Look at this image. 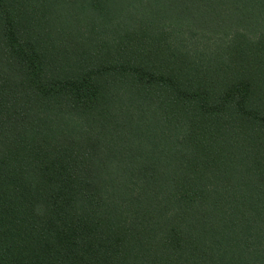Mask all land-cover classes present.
<instances>
[{
    "label": "trees",
    "instance_id": "16d2710c",
    "mask_svg": "<svg viewBox=\"0 0 264 264\" xmlns=\"http://www.w3.org/2000/svg\"><path fill=\"white\" fill-rule=\"evenodd\" d=\"M0 264H264V0H0Z\"/></svg>",
    "mask_w": 264,
    "mask_h": 264
}]
</instances>
